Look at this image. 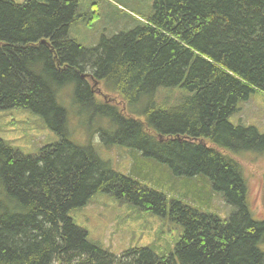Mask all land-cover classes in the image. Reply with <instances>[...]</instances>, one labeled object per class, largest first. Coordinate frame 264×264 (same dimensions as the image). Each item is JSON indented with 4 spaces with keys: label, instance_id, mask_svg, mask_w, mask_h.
<instances>
[{
    "label": "trees",
    "instance_id": "obj_1",
    "mask_svg": "<svg viewBox=\"0 0 264 264\" xmlns=\"http://www.w3.org/2000/svg\"><path fill=\"white\" fill-rule=\"evenodd\" d=\"M79 3L0 0V111H27L56 138L25 154L0 137V264H264V217L247 202L237 160L264 155V132L229 122L264 93V0H153L92 48L70 35ZM89 78L121 107L101 101ZM159 89L186 95L166 105ZM74 122L175 178H204L209 193L192 182L184 202L187 193L149 189L74 143ZM99 193L168 220L173 245L115 255L90 242L70 213ZM210 193L230 210L224 218L208 211Z\"/></svg>",
    "mask_w": 264,
    "mask_h": 264
},
{
    "label": "rangeland",
    "instance_id": "obj_2",
    "mask_svg": "<svg viewBox=\"0 0 264 264\" xmlns=\"http://www.w3.org/2000/svg\"><path fill=\"white\" fill-rule=\"evenodd\" d=\"M13 1L22 4L25 0ZM152 5L153 0L132 2L129 0H80L77 9L78 20L76 18L77 22L72 26L70 35L85 48H92L91 46L98 43L97 36L128 30L132 25L129 19H133L130 16L131 13L138 16L142 13L147 14L151 12ZM124 16L128 22L127 26L124 24ZM98 87L107 95V98H102L101 101L115 103L121 107V97L114 94L111 88H107L106 85ZM97 89L96 87L94 90ZM185 95V92L177 91V89H159L157 99L165 101L166 105H173ZM75 122V128L81 132L72 138L73 142L92 147L113 170L130 178L146 180L147 182L144 183L147 187L161 190L165 195H169L171 191L177 196L187 193L188 198L183 199L184 202H193L190 193H194L196 189L192 182L198 183V190L209 193V185L201 183L204 178L196 177L190 181L175 178L165 165L144 159L140 153L124 146H106L96 132L92 129L86 131L80 123ZM229 122L233 125L255 127L263 133L264 93H254L247 101L239 103L237 111L229 118ZM100 125L102 126L103 122H100ZM0 137L25 154H34L46 144L56 140L54 134L41 125L35 115L22 109L0 111ZM237 160L241 163L240 166L249 187L247 202L250 203L253 214L262 218L264 217V155L245 154ZM174 190L177 191L174 192ZM207 209L222 218L230 211L213 193L208 195ZM70 217L77 226L88 233L90 242L99 244L115 255L121 254L130 247L149 245L165 250L166 253L167 248L173 245L179 234L178 228L168 220L160 219L147 211L136 210L127 202L118 201L101 193L92 197L86 207L73 210Z\"/></svg>",
    "mask_w": 264,
    "mask_h": 264
},
{
    "label": "bare ground",
    "instance_id": "obj_3",
    "mask_svg": "<svg viewBox=\"0 0 264 264\" xmlns=\"http://www.w3.org/2000/svg\"><path fill=\"white\" fill-rule=\"evenodd\" d=\"M93 85V84H92ZM92 87V86H91Z\"/></svg>",
    "mask_w": 264,
    "mask_h": 264
},
{
    "label": "water",
    "instance_id": "obj_4",
    "mask_svg": "<svg viewBox=\"0 0 264 264\" xmlns=\"http://www.w3.org/2000/svg\"><path fill=\"white\" fill-rule=\"evenodd\" d=\"M92 79V78H91Z\"/></svg>",
    "mask_w": 264,
    "mask_h": 264
}]
</instances>
